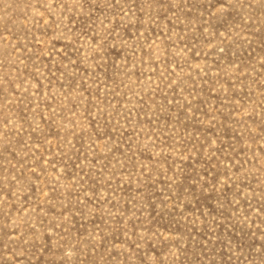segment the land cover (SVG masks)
<instances>
[{
	"label": "rangeland",
	"instance_id": "rangeland-1",
	"mask_svg": "<svg viewBox=\"0 0 264 264\" xmlns=\"http://www.w3.org/2000/svg\"><path fill=\"white\" fill-rule=\"evenodd\" d=\"M0 264H264V0H0Z\"/></svg>",
	"mask_w": 264,
	"mask_h": 264
}]
</instances>
